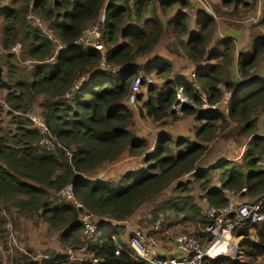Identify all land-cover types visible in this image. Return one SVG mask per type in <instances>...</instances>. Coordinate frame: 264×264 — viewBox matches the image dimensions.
<instances>
[{"label":"trees","instance_id":"1","mask_svg":"<svg viewBox=\"0 0 264 264\" xmlns=\"http://www.w3.org/2000/svg\"><path fill=\"white\" fill-rule=\"evenodd\" d=\"M7 1L8 7L0 10V47L5 53L2 58L6 68L3 80L0 67V88L7 91L4 103L15 130L10 132L0 127V211L3 208L9 212L13 207L18 217L38 215L49 229L58 231V242L64 249L81 250L82 256H92L103 264H143L122 242L121 226L112 222L126 221L183 176H192L202 193L200 199L210 207L225 206L227 192L249 199L264 195V167L259 166L264 161V130L262 134L257 132L258 120L264 116V82L255 76L264 63V31H260L264 27V8L261 22L250 29L251 50L239 52L235 57L236 41L230 36L217 38V48L208 50L215 37L216 21L209 14L193 20L187 0ZM221 1L229 6L232 0ZM247 1L242 6L250 11L256 0ZM242 2L234 0L233 9ZM103 10V51L74 46V41L95 23ZM234 10L221 13L224 23L234 26L230 19H240ZM213 11L220 15L216 6ZM31 15L46 24L49 34L63 45L61 49H56L40 27L30 23ZM168 16L163 22L162 18ZM163 37L172 39L165 45L168 53L195 66L196 74L191 82L171 80L170 64L166 60L152 57L144 65L136 63L138 58L150 54ZM16 45L19 59L32 63L30 68H21L13 62L16 56L11 51ZM101 60L105 67L101 66ZM204 61L211 63L203 64ZM234 61L238 81L231 74ZM140 71L145 76L154 73L164 83L144 84L145 94L138 96L137 103L141 104L138 114L143 116L144 109L147 118L160 124L193 116L194 140L173 141L163 132L157 137L153 151L147 153V141L136 138L131 131L134 114L125 104L129 86ZM81 78L86 80L71 98H65ZM179 88L196 106L203 103L201 93L209 105H214L221 101L225 91L229 92L227 113L189 105L182 106L179 112L171 110ZM35 105L41 109L48 136L24 116ZM230 124L233 126L227 129ZM217 128L223 131L220 138L225 141L245 139L241 159L222 160L215 167L198 168L202 158L211 153L212 148L205 144L219 138ZM44 137L52 141L53 147L41 143ZM124 154L141 157L146 168L128 171L118 182L89 177ZM214 172H218V186L212 184ZM67 185H72L73 197L81 207L58 194ZM190 185L191 181L178 184L175 188L178 196L169 199L172 202L169 209L186 213L190 222L204 228L208 220L193 202ZM83 208L100 219H107L91 237L82 233ZM164 208L161 205L151 210L153 224ZM234 235L243 237L239 246L243 260L236 262L221 256L206 258L202 264H256L259 258H264V226L241 227ZM117 249L119 255H115ZM44 256L41 261L21 256L13 264L69 261L66 255L53 251Z\"/></svg>","mask_w":264,"mask_h":264},{"label":"rangeland","instance_id":"2","mask_svg":"<svg viewBox=\"0 0 264 264\" xmlns=\"http://www.w3.org/2000/svg\"><path fill=\"white\" fill-rule=\"evenodd\" d=\"M233 3H234V0H232L231 4L226 7L227 9L226 12L228 11L232 12L234 10ZM5 7H8V1L0 0V10ZM193 11L194 10L189 11L192 17L195 16V13H193ZM234 11H235V15L240 17L238 21L243 22L241 23L242 26H244L245 24H249V22L246 23V20L249 18V15H250V12L248 11V9H245L243 6H239V8ZM169 18H170L169 16L163 17L162 20L163 22H166ZM1 20H2V17L0 16V21ZM29 21L30 23L40 27L47 35H50L46 28L45 23L39 22V20L37 21L35 19H32V17H29ZM243 29L245 31V28ZM167 42H168V38L163 37L160 43L156 46V48L153 49V51L150 54L138 58L136 63L138 65H144L146 61L152 57H157L160 61H163V60L168 61V59L166 58L168 57L166 56L168 52L166 51V48H165V45L167 44ZM18 48L19 46L16 45L14 49L11 51L16 56V59L13 62H15V64H17L21 68H30L32 63H30L28 60H26L24 63L22 62L21 59H19L20 57L18 55ZM4 54L5 53L0 47V67L3 70V80L6 79V68L3 65V58H2ZM207 57L208 55L206 56V58ZM171 62H173V69L170 66V79H173L175 82L176 80L186 82L191 79L190 74L193 72L192 70H194V68L188 67L184 59H181V58L176 59V57H172ZM263 67H264V63L261 64L260 68H263ZM188 71H190L191 73L189 74V77L187 80L183 76V74L187 73ZM139 75H143V72L140 71ZM151 78L154 80L153 84L155 85H160L162 81L164 80L163 78H160L157 76H151ZM142 94H145L144 86L142 88ZM6 95H7V91L0 88V127L3 128L4 130L12 132L15 130V126L13 124V121L11 120V115L8 113L9 109L7 105L4 103V99ZM223 99H221V101ZM41 100L42 99L40 98L39 101ZM220 102L218 105L219 107L218 109L225 110V104L227 100L224 104ZM201 105L196 106V108L202 109ZM136 114L137 112L135 111L134 115L136 116ZM24 116L27 118L29 117L37 118L39 122H42L41 109L38 105H35L31 109V111ZM149 120L151 121V119ZM195 125H196V122L193 116H187L182 121H174V122L168 121L167 126H170L168 127V130L172 134H169V133L167 134L172 138L173 141H176L177 139H180V138H187L189 140H194L193 130L195 128ZM134 126H135V123H134ZM232 126L233 124H230L229 127L228 128L226 127V128L229 129ZM257 126H258L257 132L262 134L264 130V116H260ZM226 128L224 130H227ZM134 132L136 134V126L134 127ZM164 132L166 133V131ZM222 132L223 131H221V128L220 129L217 128L216 133L219 135V138L215 142L205 144L207 147L212 148L211 153L209 154V156H205L202 158V160L198 164V168L201 165L205 164V162H207L208 160L214 163L213 167L218 165L222 160H229V161H234V162L240 161L241 156L246 146L245 139L231 138L230 140L225 141L220 138V134ZM156 139L154 142L153 140L151 141V144H152L151 149H150L151 145H148V149H147L148 153L152 152L155 146ZM239 140L244 141L245 144L241 143ZM237 142H240V143H237ZM172 149L174 152L176 151L174 146H172ZM64 153L66 155H69V153L66 152V150H64ZM141 161L142 162L140 165L135 164L134 170L140 167L146 168V165L142 164L143 163L142 158H141ZM259 166L264 167V161L261 160L259 162ZM107 167H110V166L108 164H105L102 171L107 170L108 169ZM89 177L92 180L99 179V178H102L104 180L106 178L105 181H111V182H118V180L121 178V176L111 177V176H108V174L99 176V173H96V174L93 173ZM188 181H191V185L189 186V193H190V196L193 198V202L200 208V210H202L205 207L204 205L205 201H203L204 199H200V196L202 193L200 192L199 185L193 180L190 174L183 176L179 181L177 180L173 182L170 186H168L163 191V193L158 197L156 201L142 205L138 209V211L132 216V218L130 217V219L132 220H129L127 226L121 227L122 229L120 230L119 236L122 242L128 248H129V240H130L131 235L133 234L132 231L134 230L139 231L140 233L142 232L143 234L146 235V237H153L157 242V252L162 253L167 256L176 255L175 253H177V248L175 244V239L179 235H188L193 238H196L197 240H199L198 242L201 246H205L204 242H205L206 236L205 238L203 236L204 228L200 227V225H196L190 222L186 218L187 216L186 213L174 212L169 209V207L172 205V202H170L169 199H173L178 196V192L175 191V188L178 186L180 182L186 183ZM212 184L215 186L219 185L218 172L213 173ZM52 193L53 192H51V194ZM227 198H228V201H233V202L234 201H238V202L252 201V199H249V198H241L236 193L234 195H228ZM161 205L166 206V208H164L165 211L159 213L158 215V219L161 217L162 222L158 226L157 231H151V229L155 225L152 223L153 221H152V216H151V210L154 208L161 207ZM58 234H59L58 231L49 229L48 224L43 219H41L38 215H31L28 218H22V217L17 216L15 208L11 207L9 209V212H6L5 209L2 208L0 211V264H13L14 260H16V258H20L21 256H27L29 260L31 259V260L41 261L45 258L44 255L48 251H53L59 255H66L67 252H69L70 250L74 256L81 257V250L76 251V250H72L69 248L64 249V247L58 242ZM232 238H233V243L230 244L231 245L230 249L233 251L234 243H236L237 244L236 247L238 249L237 254L239 255L236 256V255L229 254L230 255L229 258L233 261L238 262V261L243 260V255L239 248L240 243H242L243 239L235 236L233 233H232ZM222 246L223 245H221L220 247ZM224 250H226V248H224ZM173 251L175 252L174 254L171 253ZM218 251L220 250L218 249ZM85 254H87V252ZM224 255L227 256L226 254ZM84 258L88 259L90 257L89 255L88 256L84 255ZM21 260H20V263H21ZM70 262L71 261H68L67 264H70ZM256 264H264V258H259Z\"/></svg>","mask_w":264,"mask_h":264},{"label":"built area","instance_id":"3","mask_svg":"<svg viewBox=\"0 0 264 264\" xmlns=\"http://www.w3.org/2000/svg\"><path fill=\"white\" fill-rule=\"evenodd\" d=\"M32 17V19L37 20L32 15L28 16ZM38 21V20H37ZM105 21V12L104 10L99 14L95 23L90 25L86 30H84L81 35L74 41L73 45L82 48H89L93 47L95 50L103 51L104 46L102 42V26ZM49 39L53 41L56 45V49L59 50L63 47L60 42L51 35H48ZM101 66L105 67L104 60H101ZM120 69H124L123 66ZM192 77L194 78L195 75L193 74ZM86 80V78H81L75 85L73 91L67 93L65 98H71L74 94V91L78 89V87ZM154 80L151 76L139 75L135 77L130 86L125 98V104L129 107H135L138 102V96L142 94V88L144 84L150 85L153 84ZM164 83L157 86H161ZM155 85V84H154ZM198 89V87H196ZM177 98L179 99V104H173L171 106V110L179 112L182 106L189 105L196 108V105L188 100L182 93L181 88L177 90ZM230 96L227 97V99ZM201 99L203 101L201 108L203 110H210V109H218V104L209 105L206 102V96L201 93ZM220 103H225L222 100ZM227 104V103H226ZM225 104V106H226ZM224 113H227V108L223 110ZM33 126L38 128V130L48 136V130L45 124L39 122L37 118L29 117ZM42 144L46 146L53 147V143L50 139L44 137L41 140ZM58 147L62 148L60 144H57ZM241 192H245V189H242ZM60 196L65 197L67 199H71L74 203L81 207V205L75 201L73 194H72V185H67L62 188L59 193ZM233 192H227L226 195H234ZM205 201V200H203ZM205 207L200 210V214L202 213V217L208 220L207 224L204 226L203 233L206 235L205 239V246H201L199 244V240L193 238L188 235H179L175 239L176 248L178 251V255L172 256H162L157 252V242L153 237H146L145 234L139 231H132L133 234L129 240V247L132 251V256L139 262L143 264H202L204 259H215L221 256L229 257L230 255H239L237 254V244L234 243L235 253L232 252L231 243H233L232 233L245 226H256V227H263L264 226V212L262 211L264 208V195L260 196L256 199H252V201L247 202H238V201H228L225 206L221 207H210L205 201ZM107 219H100L97 216L91 214L88 210L83 208L82 213L80 214V222L82 224V233L84 236L91 237L97 233L99 229V225L101 222H106ZM162 218L160 217L154 224V227L151 231H157L158 226L161 224ZM122 222H112L113 225L121 224ZM242 238V237H239ZM114 240V237H112ZM221 245H224V248H220ZM212 248H219L223 252L219 255H213L210 250ZM83 252V251H82ZM119 249L116 250L115 255H119ZM85 253V252H84ZM230 254V255H229ZM66 256L68 257L69 261L71 262H82L83 264H103L97 258H90L86 259L84 256H74L71 251L67 252Z\"/></svg>","mask_w":264,"mask_h":264},{"label":"crops","instance_id":"4","mask_svg":"<svg viewBox=\"0 0 264 264\" xmlns=\"http://www.w3.org/2000/svg\"><path fill=\"white\" fill-rule=\"evenodd\" d=\"M187 1L189 2L190 10L191 11L192 10L195 11V12L193 11V13H195V16L192 17L190 15L192 17V19L193 18L194 19L198 18L201 14H209L216 21L217 29H216V32H215V37H214L212 43L208 47V50L210 52L217 48L215 46L216 39L217 38H222V37H225V36L233 37L235 39V41H236L235 57H237V54L239 52H249L251 50L250 41H249V33H250V29L253 26H258V24L262 20V17H263L262 10L264 8V6H263L264 5V1L263 0H257V2L255 3L256 5L254 6V8L249 11L250 15H249V18L246 20V23L249 22V24H245L244 25L245 27L241 25V23H243V22L234 21V20H231V19H230V21L234 22V24H235L234 26L228 25L227 23H224V19L221 17V13L222 12L226 13L227 5H223L221 0H187ZM247 2H248L247 0H243L242 3H240V4H238L236 6V9H238L239 6H242L243 3H247ZM211 6L212 7L213 6L217 7V9L220 12V15H219L220 17L217 16L214 13L213 8ZM233 7H234V3H233ZM227 13H230V11H228ZM243 28H245V31H244ZM260 31H264V29L260 28ZM171 40L172 39H168V42H170ZM166 56H168V57H166ZM166 56L165 57L168 59V62L170 64V66L172 67V69H173V62H171V58L172 57H176V59L177 58H181V57H178L175 54H170V53H168ZM181 59H184V58H181ZM184 60L187 63L188 67H193L194 68V70H192L193 71L192 73L190 72L191 71L190 70L187 73L183 74V76L188 80L189 74L191 73L190 74V78L191 79L186 81V82H191L193 80L192 75L196 74V69H195V66L190 61H188L187 59H184ZM210 63H211V61H209V62L204 61L203 62V64H210ZM231 74H232L234 80H236V81L239 80L238 79V72H237V68H236V61L233 62V65L231 67ZM263 75H264V67L260 68L259 70H257L255 72V76H256L257 80L262 81V82H264ZM150 76H156V75L154 73H152ZM171 80H173V79H171ZM248 82L249 81H247L246 83H248ZM227 96L231 97V94L229 92L225 91L224 95L222 97V99L225 97L223 99V100H225V102H226V100L228 101V99H229V98L227 99ZM140 105H141L140 103H137L136 108L135 107L130 108L132 110L133 114L135 113V111L137 112L136 116L135 115L133 116L134 117V123H135V126H136V134L134 132V127L135 126H133L131 128V131L135 135L136 138L145 139L147 141L148 145H151L150 146V149H151V147H152L151 141L153 140V142H154L155 139L157 138V136H159L164 131H166V133H169V134H172V133L169 132V130H168V127H170V126H167V122L168 121H166L165 124H160L159 122H153L152 120L150 121L145 116V110L144 109L142 110L143 116L139 115L138 114V108L140 107ZM178 121H182V120H178ZM239 141L241 143L245 144L244 141H242V140H239ZM240 142H237V143H240ZM211 156H213V155H211ZM141 162H142L141 158H139V157H133V156H129L127 154H124V155H122L119 158V160L117 162L112 163V164H108L110 167H107L108 168L107 170L102 171L103 168H104V166H103L102 168L96 170L94 172V174L99 173V176L108 174V176H111V177H114V176L120 177L123 174H125L126 172L133 170L135 168V164L136 165H140ZM213 164L214 163H212L210 160H208L207 162H205V164L201 165L200 168L211 167V166H213ZM99 179H102V178H99ZM129 220H132V219L129 218L126 221H123L121 224H119V226L126 227L128 222H129ZM242 239H243V237H242ZM232 252L235 253V249H233ZM171 253L174 254L175 252L173 251ZM159 254L162 255V256H167V255H164L162 253H159ZM175 254L178 255V251ZM169 256H172V255H169Z\"/></svg>","mask_w":264,"mask_h":264},{"label":"bare ground","instance_id":"5","mask_svg":"<svg viewBox=\"0 0 264 264\" xmlns=\"http://www.w3.org/2000/svg\"><path fill=\"white\" fill-rule=\"evenodd\" d=\"M220 248H224V245L222 246V247H220ZM218 249L219 248H212L211 250H210V252L213 254V255H215V256H217V255H219L220 253H222L223 251L222 250H220V251H218ZM215 250H217V251H215ZM215 251V252H214Z\"/></svg>","mask_w":264,"mask_h":264},{"label":"water","instance_id":"6","mask_svg":"<svg viewBox=\"0 0 264 264\" xmlns=\"http://www.w3.org/2000/svg\"><path fill=\"white\" fill-rule=\"evenodd\" d=\"M179 103H180V102H179V99H176L175 102H174L175 105H178ZM228 258H229V257H228Z\"/></svg>","mask_w":264,"mask_h":264}]
</instances>
